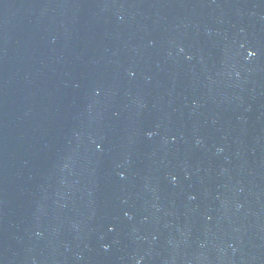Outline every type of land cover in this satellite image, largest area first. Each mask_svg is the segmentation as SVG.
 I'll use <instances>...</instances> for the list:
<instances>
[{
	"label": "water",
	"instance_id": "obj_1",
	"mask_svg": "<svg viewBox=\"0 0 264 264\" xmlns=\"http://www.w3.org/2000/svg\"><path fill=\"white\" fill-rule=\"evenodd\" d=\"M0 264H264V0H0Z\"/></svg>",
	"mask_w": 264,
	"mask_h": 264
}]
</instances>
